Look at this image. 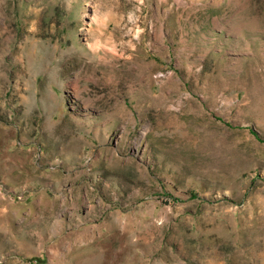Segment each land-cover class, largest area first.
Wrapping results in <instances>:
<instances>
[{
  "label": "rangeland",
  "instance_id": "rangeland-1",
  "mask_svg": "<svg viewBox=\"0 0 264 264\" xmlns=\"http://www.w3.org/2000/svg\"><path fill=\"white\" fill-rule=\"evenodd\" d=\"M0 264H264V0H0Z\"/></svg>",
  "mask_w": 264,
  "mask_h": 264
}]
</instances>
